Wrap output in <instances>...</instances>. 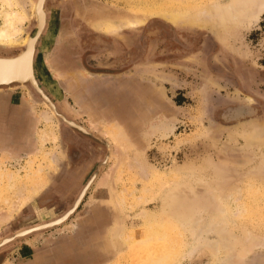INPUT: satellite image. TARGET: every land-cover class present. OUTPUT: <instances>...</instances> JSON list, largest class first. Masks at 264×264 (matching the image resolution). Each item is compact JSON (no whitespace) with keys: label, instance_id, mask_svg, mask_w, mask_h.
<instances>
[{"label":"rangeland","instance_id":"obj_1","mask_svg":"<svg viewBox=\"0 0 264 264\" xmlns=\"http://www.w3.org/2000/svg\"><path fill=\"white\" fill-rule=\"evenodd\" d=\"M261 1H48L57 47L110 78L101 84L108 92L89 99L107 113L91 125L74 121L110 142L112 157L67 222L1 248L0 264H260L264 11L250 13ZM16 2L4 10L0 1V27L7 10L26 15L0 56L20 53L35 28L30 0ZM4 89L14 95L0 91V215L18 188L28 195L0 225V239L71 208L108 149L58 122L29 85ZM248 105L250 114L226 118Z\"/></svg>","mask_w":264,"mask_h":264},{"label":"crops","instance_id":"obj_2","mask_svg":"<svg viewBox=\"0 0 264 264\" xmlns=\"http://www.w3.org/2000/svg\"><path fill=\"white\" fill-rule=\"evenodd\" d=\"M55 30L57 29L53 26L51 28L47 27L44 37L40 40L41 42L39 41L40 52L37 49L36 57L38 80L49 96L56 101L59 108L61 107L70 119L87 121L91 125L95 120L101 119V115L107 113V111L102 110L105 108L104 104L98 102H92L91 104L89 99L92 95L90 94L93 92H108L105 86H101V84L108 83L110 78L104 75H92L80 63L75 62L73 52L71 54L70 50L63 49V46V48L57 47V31L55 32ZM92 59L100 62L101 54L93 56ZM0 91L4 93V96L14 95L13 90L4 89ZM89 106L98 108L101 114L92 116ZM34 134L28 127L26 137L30 139L26 143L27 146L31 141L33 143Z\"/></svg>","mask_w":264,"mask_h":264},{"label":"bare ground","instance_id":"obj_3","mask_svg":"<svg viewBox=\"0 0 264 264\" xmlns=\"http://www.w3.org/2000/svg\"><path fill=\"white\" fill-rule=\"evenodd\" d=\"M1 3H2V6H3V9L5 10L7 7L9 8H13L14 6L17 5V2L16 0H0ZM45 0H30V3H31V11H32V14L37 16V19H38V28H40V30H42L43 26L45 25L46 23V26H45V29H44V32L47 28V20H48V17H47V11H46V3H44ZM47 2V0H46ZM233 7V6H232ZM19 8V7H18ZM239 8V7H238ZM257 8V7H256ZM20 9V8H19ZM234 9V7H233ZM256 10V9H255ZM241 11V10H240ZM239 10L237 11L238 13L240 12ZM264 11V0L261 1L258 5V10L254 12V14H251L250 15L252 16V18H255V19H258L259 16L261 15V13ZM222 13H224V15H233V11L232 9L229 10V9H226L224 11H222ZM241 13V12H240ZM242 15V14H241ZM25 16L23 11L22 10H14V9H11V10H7L5 13H4V19H3V25L0 27V43L1 44H14V37L17 33L16 31V22H24L25 21ZM240 16V15H239ZM243 18V17H242ZM172 19V23H177L181 18L180 16L178 15H174L171 17ZM251 20V19H250ZM192 22V21H191ZM135 23V22H134ZM134 23H130V24H134ZM125 24H128V23H125ZM178 24V23H177ZM129 25V24H128ZM103 28H106L107 31H112V30H116L118 29V26L116 27L115 25H108L106 27H103ZM19 29V28H18ZM41 32V31H40ZM43 32V33H44ZM26 37V36H25ZM29 39V38H28ZM26 38V40L24 41V44L27 45V52L23 55L22 59H20L19 61H16L15 59L11 60L9 58H12L14 56H0V81L1 80H4V79H7L8 77H10L11 74H21V75H24L25 77L28 78L29 75L32 74V64L35 66V62H36V56L34 57L33 56V59H32V50H34V42H36V39H29L28 40ZM18 42V41H17ZM16 44V43H15ZM19 44V43H18ZM38 49V47H37ZM36 55H37V51H36ZM16 56V55H15ZM5 57H7L6 59H4ZM11 60V61H9ZM9 61V62H8ZM15 61V62H14ZM34 70V69H33ZM34 73V72H33ZM35 73H36V68H35ZM36 78L38 79L37 77V74H36ZM8 80V79H7ZM6 80V81H7ZM39 81V80H38ZM244 103V102H243ZM246 104V103H245ZM250 105H248L247 107L245 106H236V107H232L230 108L229 110H227V116L226 118L228 117V119L230 120H234V119H237V118H240L242 117L244 114H250ZM173 127H168L166 129H163V132L164 134H168V132L170 133V131L172 130ZM259 130L263 129L262 127L261 128H258ZM256 130L257 132L259 130ZM172 133V132H171ZM261 133H262V130H261ZM258 133L257 134H254L253 136L250 137V141L254 142L255 140H258L259 137H258ZM260 136V135H259ZM48 139V138H47ZM22 141V140H21ZM251 142V143H252ZM27 143V142H26ZM109 143V147H110V142ZM249 144V143H248ZM35 146V145H34ZM112 155V152H111V149H110V156H108L107 158L105 157V159H103V161L101 162V164H104L106 165L110 159H111V156ZM100 164V165H101ZM100 165L98 166V168L92 173V175L89 177V179L84 183V185L80 188V191L75 199V201L73 202L71 208H69L67 211H65L62 215H64L66 212H68L70 209L73 208L74 206V203L76 202L75 206H78L79 205V202L81 200H84L85 199V194H86V191L88 189V187L91 185L90 189L92 188V186L98 181V178L100 177V172L102 171V168L100 169V172H98V175L96 176V178L94 177V180H93V183L92 181L89 183V180L92 178V176L99 170L100 168ZM106 178V177H105ZM89 183V184H88ZM25 189V188H24ZM88 189V192L89 190ZM34 191H38L37 189H35ZM23 192H27L24 191L23 189H19L16 191L15 194H13V196L11 195V197L6 201L7 202V207H6V212H4L5 216H1L0 215V225L5 223L13 214V212L21 209V207L23 206V204L25 203L26 201V196L25 195H28L27 193H23ZM87 192V194H88ZM13 193V192H12ZM86 194V195H87ZM85 196V197H84ZM84 198V199H83ZM181 200V198L179 199ZM178 200V201H179ZM83 202V201H82ZM82 204V203H81ZM179 204V203H178ZM5 205V204H4ZM81 206V205H80ZM79 206V207H80ZM177 207V206H176ZM77 207H75L76 209ZM79 209V208H78ZM77 209V210H78ZM176 209H179V208H176ZM77 210L75 211V213L77 212ZM171 212V211H170ZM178 212V211H177ZM179 213V212H178ZM180 214V213H179ZM61 215V216H62ZM61 216L59 217H54V218H50V219H47V220H44L43 222H40L38 224H35L33 226H27L25 228H21L17 231H15L14 233H12L11 235H6L4 237H2L0 239V244L1 243H4V244H1L3 245V248L12 244L14 240L15 242V239L16 238H11L13 235H15V237L17 235L23 237L24 235H26L27 233H29V230L33 227H36L40 224H46V223H49V222H52L54 220H56L57 218H60ZM199 218V217H198ZM198 220V219H197ZM176 221V220H175ZM196 221V220H195ZM178 222V221H176ZM177 226H179V223L177 224ZM201 225V224H200ZM203 226V225H202ZM179 228V227H178ZM198 228V227H197ZM200 228V227H199ZM28 237V236H27ZM115 239H114V244L116 246H120L119 244H121L119 241V234L116 232V234H114L113 236ZM26 238V236L24 237ZM160 238H162V236H160ZM13 239V240H12ZM121 240V239H120ZM10 243V244H9ZM118 244V245H117ZM123 245V244H122ZM118 248V247H117ZM120 249V248H119ZM260 264H264V257L260 259Z\"/></svg>","mask_w":264,"mask_h":264},{"label":"water","instance_id":"obj_4","mask_svg":"<svg viewBox=\"0 0 264 264\" xmlns=\"http://www.w3.org/2000/svg\"><path fill=\"white\" fill-rule=\"evenodd\" d=\"M44 3H46V0L44 1ZM35 28L34 31L32 32V34H30L27 39H36V42H34V50H32V59L33 56H36V51H37V47L39 44V41L43 35L45 25L43 26L42 30H40V28H38V19L37 16L35 15ZM41 31V32H40ZM28 39V40H29ZM27 52V45L23 44V49L20 51V53H18L16 56L9 58L11 60L15 59L16 61H19L20 59H22L23 55ZM7 57H5L4 59H6ZM1 59V58H0ZM9 60V61H11ZM8 61V62H9ZM15 62V61H14ZM32 74L27 77H25L24 75L21 74H11L10 77H8L7 79L1 80L0 81V88L1 87H5V86H12V85H20V86H26L29 85L31 87V89L33 90V92L41 99V101L47 106V108L50 110V112L54 115V117L56 118V120L62 124H65L66 126L76 129L80 132H82L83 134H87L89 136H92L94 138H96L97 140L103 142L107 148H108V154L106 155V158L108 156H110V147H109V143L107 140H105L104 138H102L101 136L97 135L96 133L88 130L86 127L78 124L77 122H75L74 120L70 119L69 117H67L66 115H64L58 108V105L56 104V102L49 96V94L44 90V88L41 86L40 82L38 81V79L36 78V73H35V66L32 64ZM34 69V70H33ZM34 72V73H33ZM7 80V81H6ZM256 113H257V109H256ZM224 118V117H223ZM225 121H229L227 119L224 118ZM104 164L100 165L99 170L92 176V178L89 180V183L94 180V177L96 178V176L98 175V172H100V169L103 167ZM105 166V165H104ZM88 183V184H89ZM92 185V184H91ZM91 185L88 187V189H90ZM88 189L86 191V194L88 192ZM85 194V196H86ZM84 196V197H85ZM84 199V198H83ZM83 200H81L79 202L78 206H75L76 202L74 203V206L72 209H70L68 212H66L64 215H62L60 218H57L56 220L46 223V224H40L36 227H33L29 230V233H27L26 235H24L23 237L17 235L15 237V235H13L11 238H16L15 241L23 239L25 236H30L32 234L35 233H39L42 231H46V230H50L53 229L55 227H58L62 224H64L65 222H67L70 217L75 213V211L79 208V206L81 205ZM75 207H77L75 209ZM13 240V239H12ZM11 242H14L11 241ZM4 244V243H1ZM0 244V249L3 248V245ZM10 244V243H9Z\"/></svg>","mask_w":264,"mask_h":264},{"label":"flooded vegetation","instance_id":"obj_5","mask_svg":"<svg viewBox=\"0 0 264 264\" xmlns=\"http://www.w3.org/2000/svg\"><path fill=\"white\" fill-rule=\"evenodd\" d=\"M48 1H49V0H47V2H46V11H47V17H48V20H47V27H48V25L50 24V20H49V19H50V18H49V12H48V7H47V5H48ZM46 29H47V28H46ZM45 31H46V30H45ZM44 33H45V32H44ZM44 33H43V34H44ZM35 63H36V62H35ZM35 68H36V67H35ZM107 154H108V149H107V152H106V154L104 155L103 159H105V157H106ZM103 159L101 160V162L103 161ZM99 164H100V163H99ZM99 164H98V165H99ZM98 165H97V166H98ZM87 167H90V165L88 164V165L84 166V169H86ZM96 168H97V167H96ZM96 168H95V169H96ZM95 169H94V170H95ZM91 175H92V174H91ZM91 175H90V176H91ZM90 176H89V177H90Z\"/></svg>","mask_w":264,"mask_h":264}]
</instances>
